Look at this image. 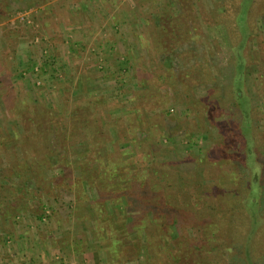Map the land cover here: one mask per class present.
Returning a JSON list of instances; mask_svg holds the SVG:
<instances>
[{"label": "rangeland", "instance_id": "obj_1", "mask_svg": "<svg viewBox=\"0 0 264 264\" xmlns=\"http://www.w3.org/2000/svg\"><path fill=\"white\" fill-rule=\"evenodd\" d=\"M222 1L192 0L208 65L197 60L193 73L175 83V60L153 55L137 38L147 42L161 9L173 14L167 0H0V202L21 192L29 200L19 211L0 212V264H224L230 256L241 264L239 230L229 236L241 220L215 219V233H205L198 224L212 220H202L208 217L196 206L205 201L240 216L244 175L264 185V0L247 14L243 40L237 0L220 7ZM236 56L244 68L231 89ZM238 89L258 143L244 174L234 168L244 159L237 154L232 163L226 154L237 146L241 119L230 113L229 94ZM76 120L80 127L69 131ZM38 121L51 151L44 190L28 172L18 176L11 168L24 158V129L35 130ZM110 171L111 182L126 187L140 208L145 184L156 177L160 200L174 204L172 218L161 215L169 228L142 221L144 228L132 231L128 221L139 211L129 204L98 201L106 213L97 220L93 202L101 197L78 179L88 176L104 190L111 182L99 177ZM256 257L257 249L250 253L258 263Z\"/></svg>", "mask_w": 264, "mask_h": 264}, {"label": "trees", "instance_id": "obj_2", "mask_svg": "<svg viewBox=\"0 0 264 264\" xmlns=\"http://www.w3.org/2000/svg\"><path fill=\"white\" fill-rule=\"evenodd\" d=\"M48 0H33V2H36V4L40 5L45 3ZM168 2L166 5L170 6L173 11V14L170 16L163 14V9L160 10V21L159 25L152 24V27L155 29L152 30L151 33L146 34V41L143 42L142 37L143 35L137 34V38L139 41L143 44H148L147 49L150 50L153 55L162 56L164 54L170 55L176 62V74H174V78H170L172 82H178L176 78L182 77L187 78L191 73H193L195 69V62L197 60H200L198 63L201 67H206L208 65V55L205 48L202 47V42L197 38V35H195L196 29H197V20H198V14L196 13L195 4L192 2V0H167ZM223 0L219 4L220 7L224 4ZM256 0H237L236 1V9H235V24L237 25V29L240 31V35H242L243 38L248 36V29L247 28V14L254 9ZM7 7V4L3 5V9L5 10ZM174 7V8H173ZM162 11V12H161ZM4 12V11H2ZM1 12V13H2ZM157 16V15H156ZM153 22H156L155 19L152 18ZM246 21V22H245ZM246 30V31H245ZM250 34V33H249ZM140 36V38H139ZM241 47V45H240ZM236 61H238V72L235 73V76L232 80L231 89H234V86L240 85V70L243 67V63L239 57L236 56ZM238 85V87H239ZM241 90H235L230 91L229 94V103H230V113H233V116H235V111L238 112L239 121L238 128L236 129V136L238 137L237 146L236 149H228L226 150V154L228 158L230 159V162L236 163L237 159L236 156L239 154L240 158H243L244 160L240 161L239 166L234 165L233 167L238 172H241L244 174L246 172L249 164H251V158L254 155V157L257 155V151L254 153V149L258 146V143L251 133L252 131H255V127L251 126L249 121V112L247 110L243 109V106H245V99L242 98ZM75 123H70L71 129L69 131L74 132L79 127L81 122H78V120L74 121ZM42 124L40 121L35 124L36 129H24V132H28V135L24 136L23 139H19V148L22 147V154L24 155V158L22 160L14 159L11 162V168L12 170L15 169L14 173L18 176H21L20 171H26L30 174V178L33 180V183L37 189H42L49 187L51 184V181H47L45 177L43 176L44 172L43 169L48 165V160H50V154L51 151L48 146L42 142ZM30 127V126H29ZM51 130L57 131V128H53ZM32 131V132H31ZM61 131V130H60ZM258 131V129H257ZM252 134V135H251ZM251 136V138H250ZM2 137L0 136V152L4 149ZM245 161L248 162V164H245ZM87 164V163H84ZM82 164L80 166L81 172L80 175H84L83 173H86L85 167L86 165ZM252 165V164H251ZM250 168V167H249ZM18 170V171H17ZM20 170V171H19ZM250 169L248 170V172ZM250 173V172H249ZM245 177H248V181L244 184L245 189V195L238 201V205L240 207V210L242 211L241 215L240 211L238 212V215L233 214L235 209H228L224 207V209H219L220 207H213L210 205H207V203L204 201L203 203H200L198 205V208L196 206L197 213H201L204 216L207 215L208 219H202L205 222L207 220H212L209 223H207L205 226L202 224H198L201 228L200 230L204 231L205 233H209L207 229L209 228L212 233H215L217 230V221H213L215 219L218 220H225L229 225L234 223V219L238 221V219L241 220L243 224L240 223V226L234 227V234L232 232H229V236H232L235 239V236L237 234V230H239V233L237 236H239L241 239L239 246V252H240V262L241 264H264V217L262 214L263 209V203H264V194L261 191V188L263 186L261 184H258V181L255 180V177L250 179V175H244ZM28 177V180H31ZM106 179L107 181L113 180L115 177V172H105L103 173L99 179ZM243 178V177H241ZM109 179V180H108ZM255 180V181H254ZM80 181V185L83 186V183L85 182L87 184V187L89 188H95L98 195H100L101 199H96L95 202H93V206L95 208V212L97 213V220H101L102 216L104 215L105 210L102 209L99 204V202H109L112 203L116 207H123L124 204H129V209L134 206L136 210L139 211V214L132 217L128 222L129 229L132 231L139 233L142 227L139 223L143 221V223L146 221L148 223V226H152L155 228H161L162 230L167 229V225L162 223V214H167V218L173 217V211H170V208L174 206V204H169L164 202L163 200H160L162 198V195L159 193L158 186L156 185V177L151 178V184H145V188H148L147 194L144 190V196L145 201L141 202V204L145 205L144 207H139V203L131 198V193L126 192V187H118L120 182L116 183H109L105 182L103 186H105V189L103 190V187H100L101 185L99 183H96L95 179H91L88 176L81 177L78 179ZM104 181H102L103 183ZM260 182V181H259ZM43 186V187H42ZM164 186V184H163ZM166 186V184H165ZM115 191L110 192V188H115ZM35 188V189H36ZM102 189V192H101ZM11 190V195H17L18 191ZM39 191V190H37ZM129 191V190H128ZM143 192V191H142ZM139 193V191H138ZM136 191V194H138ZM117 194V198H115ZM140 194H142L140 192ZM136 196V195H135ZM147 196V197H146ZM157 196V197H156ZM28 197L25 194V192H21L20 196L15 198L13 200L3 199L0 202V212L6 213L11 211H19L21 207L28 205ZM140 204V205H141ZM10 205V206H9ZM128 206V205H127ZM126 208V207H125ZM140 208V209H139ZM126 210V209H125ZM172 210V208H171ZM264 210V209H263ZM244 214V216H243ZM42 216H44L42 214ZM41 217V216H40ZM42 218V217H41ZM122 220V219H121ZM125 221V220H123ZM159 221V222H158ZM126 222V223H128ZM250 225V226H249ZM252 225V227H251ZM169 228V227H168ZM230 231V229H228ZM255 234L259 235L257 239H255V243L247 244L246 241H250L254 239ZM235 235V236H234ZM202 241V240H201ZM209 240H206L208 242ZM234 246V245H233ZM199 248H201L200 245H198ZM259 250V255L261 257H256L259 259L258 263L255 262L253 258H250V253L254 250ZM251 251V252H250ZM231 252V251H229ZM224 264H237V261H235L233 256L229 257V261Z\"/></svg>", "mask_w": 264, "mask_h": 264}]
</instances>
